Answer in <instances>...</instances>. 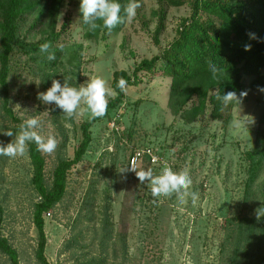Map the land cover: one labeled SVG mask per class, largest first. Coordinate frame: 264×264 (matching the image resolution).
Returning a JSON list of instances; mask_svg holds the SVG:
<instances>
[{"label":"rangeland","instance_id":"rangeland-1","mask_svg":"<svg viewBox=\"0 0 264 264\" xmlns=\"http://www.w3.org/2000/svg\"><path fill=\"white\" fill-rule=\"evenodd\" d=\"M132 3L140 5L135 17L125 18L105 38L84 37L77 18L80 4L74 0H63L56 31L67 19L68 24L55 42L36 27L33 17H38L43 8L18 22L17 40L27 52L13 55L12 60L20 63L29 58L26 64L37 69L33 57L41 54V44L48 42L60 49L54 65L37 64L42 67L37 74L19 68L9 75L13 113L22 122L37 118L39 134L57 140L52 153L41 151L48 181L58 158H73L81 140L79 126L91 116L81 105L80 111L69 117L58 107L42 103L39 94L51 86L53 79L81 87L101 78L112 90L114 71L131 74L141 60L160 54L174 38L180 21L190 14L188 3L178 7L169 6L165 0ZM160 10L164 12L163 29L156 42L154 31ZM138 77L136 85L126 86L123 104L90 127L91 142L81 161L68 171L64 196L44 214L46 260L50 264H227L231 248L228 244L220 248L226 236L223 226L228 217L251 205V194L244 200L246 181L252 176L246 171V152L255 146L263 94L250 89L252 77L244 75L243 101L233 108L225 129L208 113L187 124L172 115L167 106L169 77L160 72H139ZM19 128L0 108V145L11 143ZM8 131L14 136L5 135ZM145 145L157 148L170 161L173 172L190 176V191L199 197L195 206L190 198L180 204L175 194L153 197L150 183L140 182L135 173L127 172L131 152ZM149 168L159 175V168L146 162L138 171ZM31 173L27 148L22 156H0V236L16 250L19 264H39L32 220L33 205L39 198ZM263 181L264 165L249 191L260 189ZM104 214L111 230L101 251L99 224ZM77 233L76 241H71ZM99 257L104 258L102 263ZM0 264H11L1 252Z\"/></svg>","mask_w":264,"mask_h":264},{"label":"trees","instance_id":"trees-1","mask_svg":"<svg viewBox=\"0 0 264 264\" xmlns=\"http://www.w3.org/2000/svg\"><path fill=\"white\" fill-rule=\"evenodd\" d=\"M80 4V0H74ZM169 6L178 7L184 3L190 6V14L180 21L175 29V35L168 46L160 54L151 59L141 60L131 74L123 70L112 74L111 88L115 96L109 99L106 114L103 117L84 121L80 124L81 140L74 151L72 159L58 158L52 169L51 177H45V158L37 150L34 142L27 146L28 157L32 166L31 182L38 195V201L33 205L32 220L37 231L35 256L39 264H50L45 257L46 237L44 233V214L62 199L67 187V175L70 168L81 161L83 154L91 142L90 127L94 122L108 118L111 110L123 104L124 91L117 87L119 79L127 81L126 86L137 84L139 72H160L162 76L171 80L168 92L167 106L174 116H180L184 123L191 124L197 118L208 113L211 120L219 121L222 128H226L232 117V110L243 101L244 85L242 77L251 76L249 88L263 94V107L257 119L255 129V146L246 152L249 160L247 172L250 181H246L245 198L251 194V205L245 206L240 214L228 217L223 230L225 238L220 248L230 245L231 253L227 256V264H264V181L258 190L249 191L250 184L261 172L264 165V0H165ZM123 8L132 0H118ZM63 0H0V108L7 118L21 125L22 120L13 113L10 104L13 99L8 95L9 75L19 68H26L31 74H37L42 68L39 63L54 65L60 56L58 47H51L55 53V60L49 61L47 54L34 56L36 67L26 62L12 60V56L26 53L25 47L18 43V22L25 20L28 15L39 7L43 8L35 18L38 31L46 34L55 42L60 37L68 19L61 24L60 31H56L57 18ZM158 24L154 33V40L163 29L164 12L160 10ZM38 18V19H37ZM79 26L84 28V37L105 38L108 30L97 21L98 26L91 30L77 13ZM33 21V20H32ZM54 44V43H53ZM34 60V59H33ZM216 64L222 71L217 79H212L209 64ZM25 66V67H21ZM234 92L240 103L233 102L223 107L217 99L218 95ZM133 136L128 135V139ZM260 193V194H257ZM105 215V214H104ZM90 221L93 218H89ZM74 224L78 222L76 218ZM2 210L0 206V225ZM105 215L100 221L101 239L100 249L104 250V241L110 238L111 227ZM76 236L71 240L76 241ZM83 249V247L81 248ZM0 252L7 256L11 264H19L16 250L7 239L0 236ZM104 258L99 257L102 263Z\"/></svg>","mask_w":264,"mask_h":264},{"label":"clouds","instance_id":"clouds-1","mask_svg":"<svg viewBox=\"0 0 264 264\" xmlns=\"http://www.w3.org/2000/svg\"><path fill=\"white\" fill-rule=\"evenodd\" d=\"M139 3H129L123 8L118 0H80V12L82 13V22L91 30L98 26L97 21H102V26L108 30L113 29L116 25L123 23L124 19L131 20L136 15V9ZM51 45L45 42L40 45L39 52L47 54L49 61L55 60V53L50 51ZM222 70L214 63L209 64V72L212 79H217ZM127 81L123 78L117 82V87L121 92L125 91ZM113 90L106 87V83L101 78L91 79L85 86L74 87L64 80L63 84L59 80L53 79L51 86L39 94V100L44 104H52L58 107L67 116L71 117L80 111L81 105L86 106L92 119L103 117L106 114L109 99L114 96ZM243 95V94H242ZM217 99L223 107H227L233 102H239L234 92H227L218 95ZM40 121L31 117L24 120L19 128L18 134L14 140L7 145H0V156L15 157L24 155L27 145L34 142L37 150L52 153L57 147V140L53 136L47 138L39 134ZM5 135L13 137L11 131L5 132ZM135 171L140 182L150 183L153 197H169L175 194L180 204L187 202L190 198L191 203L195 206L198 200V193L190 191L192 180L186 172L175 173L170 168H165L162 174L154 175L152 169Z\"/></svg>","mask_w":264,"mask_h":264},{"label":"built area","instance_id":"built-area-1","mask_svg":"<svg viewBox=\"0 0 264 264\" xmlns=\"http://www.w3.org/2000/svg\"><path fill=\"white\" fill-rule=\"evenodd\" d=\"M145 162L159 168V174H162L165 168L171 169L170 161L165 159V157L158 152L157 148L152 145H145L134 148L131 152L126 166L127 172L130 174L135 173L133 169L138 171L140 166Z\"/></svg>","mask_w":264,"mask_h":264}]
</instances>
